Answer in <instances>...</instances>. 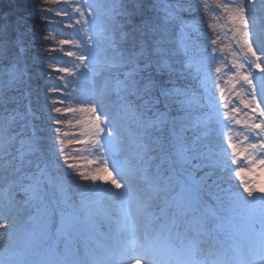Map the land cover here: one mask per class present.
<instances>
[{"label": "snow or ice", "instance_id": "obj_1", "mask_svg": "<svg viewBox=\"0 0 264 264\" xmlns=\"http://www.w3.org/2000/svg\"><path fill=\"white\" fill-rule=\"evenodd\" d=\"M47 11L41 9V15ZM55 15L68 18L77 39H59L62 47L51 53L62 52L75 62L49 65L48 76L61 83L48 88L55 96L44 99H53L50 112L82 114L76 121L83 128L82 138L69 143L86 146L100 166L83 171L70 162L76 157L69 158L64 148L57 151L55 143L46 148L30 95L24 33L9 35L10 25L0 23V244L11 237L24 212L31 233L41 241L70 238L80 212L100 209L106 200L119 204L120 221L127 225V202L133 198L136 181L143 186L139 208L147 216H153L157 198L162 201L161 216L166 217L171 207L182 216L195 214L201 194L210 192L217 200L223 193L231 206L259 214L264 221V195L255 194L264 193V186L242 179V191L221 186L222 181L231 184L225 175L230 169L216 141L218 134L223 140L222 129L234 120L244 129L239 143L228 138L225 145L233 157L235 177L264 170V0H243L231 17L242 56L228 71L234 70L239 82L233 91L238 87L237 95L243 92L239 105L244 121L236 118L238 107L223 101L225 90L219 85L215 87L221 101L214 90L208 94L212 78L206 73L217 58L212 47L216 41L209 44L201 37L203 18L196 0H78L71 15L59 5ZM44 18L52 20L50 15ZM18 23L26 21L20 18ZM69 44L77 50L63 47ZM193 74L199 87L187 82ZM73 102L79 107H70ZM44 109L48 110L47 104ZM47 119L60 125L65 118L48 115ZM54 132L58 137L60 128ZM245 160L251 167L239 166ZM105 176L110 189L80 183ZM17 191L22 193L20 200ZM74 196H79V204ZM193 223L203 227L204 217L194 216ZM260 240L253 251L264 261V232ZM141 261L152 264L153 253L133 240L121 248L116 264ZM56 264L67 262L61 259Z\"/></svg>", "mask_w": 264, "mask_h": 264}, {"label": "rangeland", "instance_id": "obj_2", "mask_svg": "<svg viewBox=\"0 0 264 264\" xmlns=\"http://www.w3.org/2000/svg\"><path fill=\"white\" fill-rule=\"evenodd\" d=\"M60 1L61 3L63 2L67 7L70 15L72 14V9L78 2V0ZM196 3L199 5L200 14L204 15L209 13L207 15V19L209 18V15L213 17V19L208 20L210 23H208L206 26V28H208L213 35V38L208 40L203 36L204 34H202L201 36L202 39L206 40L209 44L212 40L216 41L215 45H213L212 47L215 48V55L217 58L211 64L210 73H206V77L210 75L212 78V82L208 85V94L210 95L211 91L214 90L216 100L221 101L220 92L215 87L216 85H219L220 88H223L225 90L223 101L228 102L232 106L238 107L240 111L238 112L236 118L244 121L245 116L243 108L242 105H239V99L243 96V92H240V95L238 96L237 92L239 91V88L237 87V91H233V85L238 86L239 82L235 79L234 70L232 72L228 71V69L233 68L234 64L241 62L242 53L239 52L238 46L236 44V38L233 31L235 23L231 19V17L233 16L235 9L243 3V0H196ZM58 21L60 23H57ZM52 22L55 23V25L62 24L63 26H66V31L74 33V40L77 39L75 31L68 24L67 17L61 15L59 17H56L54 21L52 20ZM71 23H76L75 15L72 16ZM76 27L78 28V25ZM176 39L178 40L179 36H177ZM53 42L54 41H52V44ZM61 47L62 46L60 45L59 49ZM63 47L72 51L77 50L76 46L73 44H69ZM59 53L62 52H56L54 53V55L56 56ZM217 67L221 69L220 73H216L215 69ZM189 79H191L192 85H196L197 87H199L195 78V74L191 75ZM245 88H247L246 85ZM69 106L77 108L76 106ZM220 111L221 114L225 111L223 102H221ZM229 114L231 115V112H229ZM53 115L56 116L55 114ZM57 115L65 118L62 124L57 125V127L60 128V135H62L64 139L59 136L58 138L65 141V143L63 144V148L65 149V152L67 153L69 158L76 157V159H70V162L80 166L83 171H95V168L100 166L97 162V157L87 153L85 151L86 146L69 143V141L73 138H82L80 136V133L83 131V128L76 124V121L81 119L82 114L79 112L64 113L62 110V112ZM243 131L244 129L242 128V125L236 126L233 120L232 124L222 129L223 140H220L219 134L216 138V141L220 144L221 153L226 157L228 161V167L230 169V173L225 175L226 179L231 181V184L223 181L221 182L224 183L225 189L229 187H239L242 191V185L240 183L241 179L249 185L255 184L257 187L264 186V170L257 169L254 172H245L242 177L239 178L235 177L234 175L235 166L231 165V159L233 157L231 155V151L225 149V145L228 138H231L232 142L234 143H239V141L243 139ZM187 135L191 136L192 130H189ZM240 167H251V165L248 164L247 160H245L240 164ZM98 175L103 174L101 173ZM80 183H95L101 188H112V185L108 182V177L106 176L103 179L97 180L95 182L80 181ZM16 194L15 196L17 200L22 199V196H17ZM255 194L264 195V193ZM132 196L133 198L127 202L129 213V220L127 225L120 221L118 213L119 204L111 200H106L102 208L100 209H94L91 212L87 210L80 212L79 223H76V225L84 226L82 224V221H84L85 224L88 223L89 225H92V222L97 223L98 225L103 224L105 228L104 234L105 236H107V239L110 240L109 243L107 242V240H105V246L109 248L111 247L113 250L109 251L104 248H92L89 246L86 247L83 244H79V247L82 246L84 250L82 255H79V257L77 256L75 258V253L71 249L66 252L65 248H63L62 253L65 256L64 259L68 264H116V259L121 248L133 240H135L139 245H142L143 247L151 250L152 253H154L156 249L166 251L162 255L166 257L167 260H172L166 263L163 262L162 264H177L175 259L183 257L185 260L187 258H190L191 264H213L212 259L214 260L215 258H211V256L213 255L211 252L212 250L209 247L206 248L207 240L205 241L200 237V231L202 227L198 224L194 225L192 217V219L189 217H182L181 220L179 222H175L174 225H171L172 222H170V225L163 224V226L161 227H154L152 229V233H145L146 236L144 238H140V240H137L135 237V233H137L136 231L139 230L138 223H141L144 218H147V215H145L144 212L139 208V200L143 197V186L141 182H133ZM221 196V201H225V203H223L220 207L218 206L216 211H214L216 209L214 207V210L211 211L208 208L207 204L204 208V210H206L205 213H208L209 211L214 212L216 217L220 220V224H215L214 230H226L233 237L234 241L232 242L235 243H233L231 247L233 249H236H232V251H234L238 255L237 264H264V261H258L261 260L259 255H257L256 252H253L254 249H258L261 243L260 234L261 232H264V221H262L259 214H256V218L255 214L253 215V221L257 220V222H259L260 224L258 231L255 232L250 226V223H246V221L250 222L248 220V217H250V211H245V209L241 211L240 208L231 206L229 201L224 198V194ZM73 199L77 200L76 203L79 204V196H74ZM156 205L157 203L153 201V207L151 211H153ZM201 208L203 207L201 206ZM27 215V212H24L22 214L21 221L17 225V228L12 233L11 237L4 241V243L0 244V264H8V258L26 257L32 250V248L26 249V246L31 245V243H34L35 241H38L31 233V225L27 223ZM148 218L155 219V216L153 214V216H148ZM164 220L165 217L163 216V221ZM132 223L136 224L134 226V229L131 227ZM160 224H162V222ZM54 226L55 219L52 223L53 233L55 232V229L53 228ZM175 229L178 230L176 234ZM238 229H240L241 232L236 231ZM155 237H160V239H155ZM58 238L59 237L53 236L52 242V244L57 249H59V247H62L64 244L63 240L60 241ZM67 239L69 238L67 237ZM161 240L163 242H160ZM170 240L175 243L174 246H172ZM169 246H172L174 248L177 246L176 248H178V250L174 251V253L172 254ZM252 253L254 257L257 256L259 259L254 260V258L247 263L248 260L246 261V257L249 258ZM162 255H159V257H162ZM42 259H44L43 256ZM208 261H210L211 263H208ZM141 264H143L142 261ZM179 264L185 263L183 261H179Z\"/></svg>", "mask_w": 264, "mask_h": 264}, {"label": "trees", "instance_id": "obj_3", "mask_svg": "<svg viewBox=\"0 0 264 264\" xmlns=\"http://www.w3.org/2000/svg\"><path fill=\"white\" fill-rule=\"evenodd\" d=\"M57 5L65 6L60 0H0V17H6V19H0V23L10 25L9 35L14 36L17 30L24 33L26 62L31 74L29 84L30 95L33 100V106L38 109V119L36 122L39 125L40 134L44 138L46 148L50 149L55 143L58 151L59 148H63V145L61 146L58 143L60 138L54 132V128L57 125L52 124L47 119L48 115L54 116L53 114H57L50 112L53 99L46 101L44 98L45 96L53 97L55 94L49 93L48 88L61 82H58L56 79H50L48 70L49 65L53 62L63 65L68 61L75 62V58L64 57L62 53L55 56L54 53H51V49H59V39L74 40L75 35L70 31H66V26L62 24L55 25L52 22L57 17L55 15V7ZM43 8H48V11L44 15H41L40 10ZM208 14L203 15L199 13L203 18V24L200 26L201 36L204 34L203 36L209 40L213 38V35L206 26L210 23L208 20L213 19V17L209 15L207 19ZM47 15L52 17V20L49 22H46L44 18ZM20 18H23L26 23H18ZM52 41H54L53 44ZM187 82L192 84L191 79H188ZM45 104L48 105V110L44 109ZM70 105L79 107L74 102ZM57 106L63 107V105L59 104ZM60 134L61 132L59 133V137H62ZM218 194L221 195V193ZM215 200H217L216 196Z\"/></svg>", "mask_w": 264, "mask_h": 264}]
</instances>
